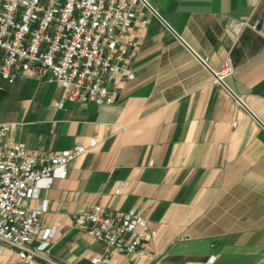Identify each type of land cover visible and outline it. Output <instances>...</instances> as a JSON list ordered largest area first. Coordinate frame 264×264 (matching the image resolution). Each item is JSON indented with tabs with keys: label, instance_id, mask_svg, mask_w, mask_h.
I'll use <instances>...</instances> for the list:
<instances>
[{
	"label": "crops",
	"instance_id": "1",
	"mask_svg": "<svg viewBox=\"0 0 264 264\" xmlns=\"http://www.w3.org/2000/svg\"><path fill=\"white\" fill-rule=\"evenodd\" d=\"M135 13L125 36L137 42L125 70L135 78L123 74L113 104L0 75L7 141L44 153L89 148L65 179L26 201L48 200L49 260L6 249L0 264H93L99 254L116 264H264V0H146ZM227 58L236 70L221 84L213 70ZM96 204L151 223L143 258L75 225Z\"/></svg>",
	"mask_w": 264,
	"mask_h": 264
},
{
	"label": "built area",
	"instance_id": "2",
	"mask_svg": "<svg viewBox=\"0 0 264 264\" xmlns=\"http://www.w3.org/2000/svg\"><path fill=\"white\" fill-rule=\"evenodd\" d=\"M140 2L146 0H0V75L10 81L33 76L59 83L68 100L113 104L123 74L135 78L125 70L137 42L125 36ZM235 70L227 58L213 70L215 81L226 84ZM10 130L11 123L0 122V251L16 250L26 261L49 260L55 228L43 224L48 200L26 201L38 200L41 189L65 179L70 163L89 148L77 144L44 153L7 141ZM97 143L92 139V146ZM75 225L108 250L133 254L136 260L147 254L157 233L137 210L111 213L99 204L81 210ZM93 264L116 263L99 254Z\"/></svg>",
	"mask_w": 264,
	"mask_h": 264
}]
</instances>
